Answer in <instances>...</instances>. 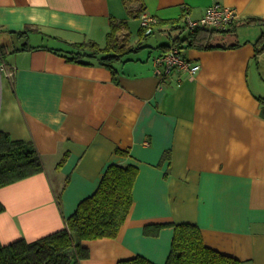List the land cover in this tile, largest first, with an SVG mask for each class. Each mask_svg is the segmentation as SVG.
<instances>
[{
  "label": "crops",
  "instance_id": "obj_1",
  "mask_svg": "<svg viewBox=\"0 0 264 264\" xmlns=\"http://www.w3.org/2000/svg\"><path fill=\"white\" fill-rule=\"evenodd\" d=\"M215 1L240 14L223 32L230 42L214 36L212 48L184 47L200 70L162 80L154 56L187 33V17H201ZM143 2L0 0V61L14 69L0 75V132L33 144L44 165L0 187V242H32L64 228L110 164H133L125 223L116 237L85 241L90 253L80 264L139 254L165 264L181 222L197 223L208 246L243 264H264V0ZM143 12L157 22L142 33L158 25L171 37L149 52L150 64L127 54L115 79L105 65L70 62L56 51L104 44L112 20H125L120 36L129 37L131 18L143 27ZM247 17L263 22L244 23Z\"/></svg>",
  "mask_w": 264,
  "mask_h": 264
},
{
  "label": "trees",
  "instance_id": "obj_2",
  "mask_svg": "<svg viewBox=\"0 0 264 264\" xmlns=\"http://www.w3.org/2000/svg\"><path fill=\"white\" fill-rule=\"evenodd\" d=\"M132 1L124 0L125 3ZM140 1L143 7L144 2ZM243 21L248 24L263 22L260 17H247ZM234 24L227 30L232 29ZM127 25L125 20H112L111 30L103 46L93 40H87L72 43L68 49L56 51L70 62L105 65L112 70L116 79L118 69L114 62L143 47L142 45L126 47L127 43L121 39L120 33ZM227 30L192 29L184 36L175 37L171 45L162 46L170 48L175 44L182 49L190 46L212 48L215 46L211 44L214 35ZM26 32L27 30H24L21 33ZM261 40L262 48L258 51L264 49V32ZM234 46L235 44L230 45ZM111 47L121 50L118 53H111L108 50ZM42 170L43 161L33 144L12 140L7 134L0 132V187ZM137 174L136 165L110 164L96 191L81 200L75 212L66 218L64 228L32 242L24 238L6 245L0 242V264H80V261L89 257L90 253L85 241L116 237L119 234L134 202L133 188ZM4 208L0 201V212ZM174 228L171 250L165 264H243L237 257L208 246L197 223H175ZM117 264L156 263L139 254L121 259Z\"/></svg>",
  "mask_w": 264,
  "mask_h": 264
},
{
  "label": "built area",
  "instance_id": "obj_3",
  "mask_svg": "<svg viewBox=\"0 0 264 264\" xmlns=\"http://www.w3.org/2000/svg\"><path fill=\"white\" fill-rule=\"evenodd\" d=\"M239 18L240 14L235 7L215 1L206 8L201 17H187L185 20V26L188 30L197 28L207 30H227ZM140 19L143 26H148L149 24L157 22L156 16L146 12H143L140 15ZM153 63L155 66V72L161 76L162 80H166L174 72H187L191 78H194V75L201 68V64L188 59L183 53V49L175 44L169 49L154 56ZM2 74L12 76L14 74V69L0 61V75ZM180 82L181 77L179 76V83Z\"/></svg>",
  "mask_w": 264,
  "mask_h": 264
},
{
  "label": "rangeland",
  "instance_id": "obj_4",
  "mask_svg": "<svg viewBox=\"0 0 264 264\" xmlns=\"http://www.w3.org/2000/svg\"><path fill=\"white\" fill-rule=\"evenodd\" d=\"M132 19L134 21L133 22L130 21L129 29H127V31L129 32L128 33L129 37L122 35L121 39L126 41V43H127L126 47H128L127 45H131V44L135 45V46H139V45L145 46L140 51L132 52L130 55L133 57H141V58H143V61L145 62L144 64H150L151 61L149 59V52L150 51H156L157 48H155V47L160 46L161 43L163 44V43L170 42L171 37L169 36L168 32L161 30L160 29L161 27L158 25H150L149 27L145 28V29H147L146 32H144L142 34H138L140 29L142 28V26L140 25V21L137 19V17H132L131 20ZM154 28H155V30H154ZM230 35H231V33H228V32L227 33L220 32V33H216L214 35L215 36L214 39L218 40L221 37L224 38L223 36H230ZM135 38H136V40H135ZM225 38H226L225 41L230 42L232 37L230 36V37H225ZM23 41H25L27 43H32V39L31 40L30 39H23ZM105 43H106V41L104 42V44H102V46L105 45ZM66 48L68 49L69 47L67 46ZM66 48H63V49H66ZM108 50L111 53H118V52H120L121 49L117 48L115 50L113 47H111L110 49L108 48ZM113 51H115V52H113ZM103 54H104V52H103ZM114 66L117 69L124 67V65L122 64V61H120V62L115 61Z\"/></svg>",
  "mask_w": 264,
  "mask_h": 264
}]
</instances>
